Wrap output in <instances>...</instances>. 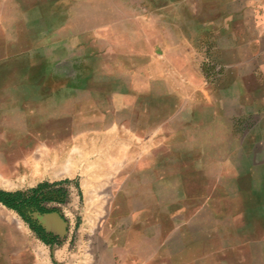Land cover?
<instances>
[{
  "label": "crops",
  "instance_id": "obj_1",
  "mask_svg": "<svg viewBox=\"0 0 264 264\" xmlns=\"http://www.w3.org/2000/svg\"><path fill=\"white\" fill-rule=\"evenodd\" d=\"M32 13L0 20V157L37 162L32 219L82 222L91 264H264V0Z\"/></svg>",
  "mask_w": 264,
  "mask_h": 264
},
{
  "label": "rangeland",
  "instance_id": "obj_2",
  "mask_svg": "<svg viewBox=\"0 0 264 264\" xmlns=\"http://www.w3.org/2000/svg\"><path fill=\"white\" fill-rule=\"evenodd\" d=\"M12 1L0 0V9H3L0 20L2 17L7 20L13 19L19 33L24 30L26 21L32 25V17H34L32 8L39 5L42 0H33L34 6L29 9L28 7L32 4L30 0L25 5V0H16V5H12L15 4ZM22 5L24 7L20 9ZM36 28H38L37 25ZM14 33H16V29ZM2 108L4 107L0 105V123L7 121L10 113L7 109L2 110ZM8 128L0 125V155L6 150L4 146L8 144L10 138ZM25 159L26 157L23 159L12 158L11 160L0 157V177L3 181L6 180L5 184H0V190L10 193L19 192L24 197L27 196L29 185H34L35 182L28 181L26 173L11 174L12 165ZM2 170L9 172H2ZM36 224L38 225L37 222ZM84 227L86 226L82 222H72L67 237L62 240L45 232L42 228L41 231L38 230L34 233L19 214L0 204V255L8 264H53L52 261L58 262L60 259L64 264H91L90 255L86 252L90 248L89 236L86 235L88 232L84 230ZM40 237L43 238V241Z\"/></svg>",
  "mask_w": 264,
  "mask_h": 264
},
{
  "label": "trees",
  "instance_id": "obj_3",
  "mask_svg": "<svg viewBox=\"0 0 264 264\" xmlns=\"http://www.w3.org/2000/svg\"><path fill=\"white\" fill-rule=\"evenodd\" d=\"M0 204L18 213L22 217V219L29 224V226H32L34 224L30 221L29 217H27L25 211L28 210V208L33 207L38 211L43 212L42 208L39 207L38 202H34L32 201V199H28L27 196L24 197L19 192L10 193L0 190ZM35 229L37 231H41V228L38 226H35ZM40 239L43 241V238L40 237Z\"/></svg>",
  "mask_w": 264,
  "mask_h": 264
},
{
  "label": "bare ground",
  "instance_id": "obj_4",
  "mask_svg": "<svg viewBox=\"0 0 264 264\" xmlns=\"http://www.w3.org/2000/svg\"><path fill=\"white\" fill-rule=\"evenodd\" d=\"M39 156V155H38ZM44 157V156H43ZM33 158L34 157H32L30 160H28L27 158L24 160V161H22V162H17L16 164H14V165H12V171H11V174H16V173H25L26 171H27V166H31V167H33V165H37V162H36V164H34L33 162H32V160H33ZM23 159V158H22ZM38 160L40 159H42V153H40V157H38L37 158ZM11 160V159H10ZM47 162V161H46ZM40 163H41V161H40ZM10 167V166H9ZM8 168V167H7ZM45 170H46V168H45ZM3 171H6V170H3ZM2 171V172H3ZM43 174V173H42ZM44 175V174H43ZM12 176V175H11ZM5 182H6V180L5 181H3L2 179H1V177H0V184H5ZM6 186V185H5ZM92 203V202H91ZM96 219H98V218H96Z\"/></svg>",
  "mask_w": 264,
  "mask_h": 264
},
{
  "label": "flooded vegetation",
  "instance_id": "obj_5",
  "mask_svg": "<svg viewBox=\"0 0 264 264\" xmlns=\"http://www.w3.org/2000/svg\"><path fill=\"white\" fill-rule=\"evenodd\" d=\"M34 210H37V209H34V208L32 207V208H28V210H26L25 212L27 213L29 219H30V220L33 222V224H34V225H32V226H29L30 229H31L34 233H36L37 230L35 229V226H38V227H40V226L36 224L37 221L33 220V219H32V216L30 215V213L33 212ZM17 214H18V213H17ZM20 214H22V213H20ZM37 223H38V222H37ZM40 228H41V227H40Z\"/></svg>",
  "mask_w": 264,
  "mask_h": 264
}]
</instances>
